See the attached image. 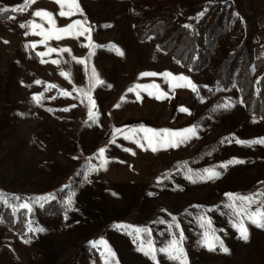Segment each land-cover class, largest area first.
Masks as SVG:
<instances>
[{
    "label": "rangeland",
    "instance_id": "374dc122",
    "mask_svg": "<svg viewBox=\"0 0 264 264\" xmlns=\"http://www.w3.org/2000/svg\"><path fill=\"white\" fill-rule=\"evenodd\" d=\"M219 2L235 16L232 25L223 22L225 48L237 43L238 26L248 25L247 44L256 59L264 43V0H78L83 15L71 17L58 15L56 0H34L23 9L24 0H0L11 10L0 22V264H155L138 251L134 228H150L160 246L171 237L169 224L159 221L173 217L183 229L187 264H264V228L246 221L245 241L221 214L228 211L225 193H264V145L236 142L264 138V116L247 109L235 80L219 84L213 72L219 53L205 56L193 70L161 49L155 36L142 39L136 29L137 21L161 15L159 7L174 8L180 23L191 28L206 15L207 4ZM37 9L53 13L57 27L86 18L91 40L63 36L33 49L30 42L43 37L24 35L28 29L20 25L34 20L48 28L47 20L33 15ZM212 14L200 27L203 35ZM47 47L70 53H47ZM72 57L88 58L87 71ZM93 68L103 81L91 87L95 121L78 91L89 88ZM144 72L158 75L141 76ZM166 72L188 77L196 91ZM139 125L176 132L194 127L195 135L184 133L190 136L186 142L156 145L155 152L145 141L140 148L119 133L113 136L117 128ZM101 147L108 163L91 170L100 164ZM228 161L233 162L220 166ZM185 165L194 171L214 167L220 175L193 183L185 178ZM24 202L30 212L13 208ZM207 208L212 210L204 213ZM201 213L212 218L228 253L200 242L204 230L196 217ZM14 221L22 223L20 229L13 228ZM157 260L179 264L160 253Z\"/></svg>",
    "mask_w": 264,
    "mask_h": 264
},
{
    "label": "snow or ice",
    "instance_id": "6c2138e0",
    "mask_svg": "<svg viewBox=\"0 0 264 264\" xmlns=\"http://www.w3.org/2000/svg\"><path fill=\"white\" fill-rule=\"evenodd\" d=\"M34 0H24V4L20 6L21 9L27 7L31 3H33ZM56 3L59 5V13L58 15L61 17H71L75 15L77 12H79L81 15H83L82 9L79 6L78 0H56ZM7 8H0V13H4L8 11ZM34 16L40 17L41 20H47V23L49 24L48 28H44L42 23H36L34 20L30 21L26 24L22 23L20 25L21 28H27L28 30L24 33V35H28L29 32L40 35L43 37L42 40L39 41H32L31 47L34 49L37 44L45 43L47 40L56 39L60 40L63 36H72V37H85L88 40H91V27L86 26L87 21L85 20H72L71 23L66 24L63 27H57L55 19L53 18V13L44 10V9H37L33 13ZM190 27V26H186ZM39 29V32L36 30ZM6 42V41H5ZM28 47V45H26ZM119 52V49H117ZM53 52H69L70 49L68 48H53V47H47V53H53ZM45 52H38L37 55L39 57L45 56ZM119 54H123L120 52ZM92 55L91 51L89 52V57ZM73 60H76L78 64H84L86 71H87V59L88 58H77L72 57ZM43 62V61H42ZM52 63H58L57 60H52ZM61 75L68 76L70 75L67 72L61 71ZM141 76H156L157 73L154 72H144L140 74ZM165 76H170L174 80H183L188 81L189 85L192 87L193 91H196V85L193 84L188 77L184 75L179 76H173L172 73H163ZM91 83L89 88L86 89H80L78 90L81 97H86L88 100V104L92 107H89L88 109V115L89 118L93 121L96 120L97 113L93 111L94 107V100L91 96V87H94L95 84H101L103 81H101L98 76L96 75L95 69H92V76H91ZM35 83L39 84L40 81H35ZM55 87V85H53ZM132 89H129L131 91ZM64 95H69V93L64 92ZM164 93H162L163 95ZM159 98V97H157ZM33 99L39 103V100L36 95L33 96ZM227 107V105H225ZM66 110V109H65ZM181 111H189L187 108H181ZM117 133L123 136L124 139L132 140L138 147L143 148L145 146L144 143L141 141H145L148 145V147H151L152 151H156L157 147L156 145H159L161 147H176L181 143L186 142L190 136L184 135V133H188L191 135H195V129L187 128L180 130L179 132L170 130V129H152L147 128L144 125H139L137 127H133L128 129L127 131H121V129L117 128L113 132V136H115ZM140 133H143V135H139ZM237 143L240 144H260L264 145V138H256L254 140L249 141H242L237 140ZM112 143H115V140L112 141ZM126 151L131 152L132 149H125ZM98 152V159L100 160V164L92 165L91 170H99L101 168H105V166L108 163L109 157L105 155L106 148L101 147L97 150ZM134 154V153H133ZM233 161L237 163H242L243 161L236 160L233 158ZM233 161H228L226 163L221 164V167H226L227 163H232ZM185 178L190 180L191 182L195 183L197 179L199 180H206V179H213L215 177H218L220 173L215 170L214 167L201 169L198 171H194L191 168H187L185 165ZM113 195H117L116 193H113ZM225 195L229 198L228 202L224 205V207L228 210L227 212H222V215H227L229 219L231 220L232 227L236 228L238 231L240 238L247 241L248 240V228L246 226V221L250 222L251 224L256 225L259 228H264V201L258 200V195H264V193L261 194H248V195H241L236 193H225ZM16 200H19L18 197H14ZM7 203V201H5ZM67 205L70 207L72 205V200L69 199L67 202ZM255 205V208L252 206ZM199 207V206H198ZM13 208H19L27 211H31V206L29 203H18L14 204ZM211 208L204 209V213L211 211ZM219 210V209H217ZM204 213H201L196 217L197 222L199 224V227L203 229L202 233V241L205 246L209 248V250H215L216 246L219 245V249L222 252L228 253L229 249L225 246L224 241L220 238V236L216 235V229L212 226V218L210 216L205 215ZM67 218V217H65ZM160 223H168L169 224V236L170 239L166 241H162L160 246H157L155 241L152 239V230L148 227H135V237L139 240V247L138 251H141L144 253L145 256L150 257L155 264H159V261L157 260V253L163 254L167 259L178 261L179 264H187V256L186 252L184 251L182 247V241L185 238L183 229L179 223V221L176 220L175 217H173L172 222H166V221H159ZM174 229H179V234L177 235L176 231ZM30 231L33 229H29ZM38 231H44L43 228L36 229ZM101 244H104L105 247L107 246V242L104 240L100 241ZM108 254L110 256H114L115 253L111 251L110 248H108Z\"/></svg>",
    "mask_w": 264,
    "mask_h": 264
},
{
    "label": "trees",
    "instance_id": "16d2710c",
    "mask_svg": "<svg viewBox=\"0 0 264 264\" xmlns=\"http://www.w3.org/2000/svg\"><path fill=\"white\" fill-rule=\"evenodd\" d=\"M207 6L206 15L200 20H193L191 28L180 23V17L176 15L174 8L159 7L158 12L161 15H150L146 20L137 21V32L142 39L155 36L161 49L170 52L182 64L190 66L193 70L202 66L205 56L212 58L216 52L219 53L221 57L213 60V72L219 84L226 87L235 80L247 109L255 115L264 116V43L253 60L247 44L248 25L241 24L237 30V43L232 48H225L222 35L226 29L223 28V22L227 21L232 25L235 16L227 12L225 2L209 3ZM0 8H3L1 4ZM10 13L11 10L0 13V22H4ZM212 13L214 16L207 23L203 35L200 27L202 23L207 22V17ZM261 36L263 37L264 33ZM203 41L206 42L205 48L202 46ZM23 197L24 195H20V198ZM21 226L20 221H14L13 228L20 229Z\"/></svg>",
    "mask_w": 264,
    "mask_h": 264
}]
</instances>
